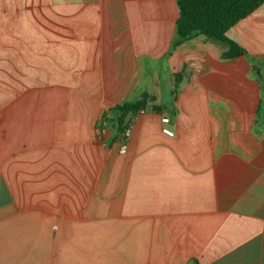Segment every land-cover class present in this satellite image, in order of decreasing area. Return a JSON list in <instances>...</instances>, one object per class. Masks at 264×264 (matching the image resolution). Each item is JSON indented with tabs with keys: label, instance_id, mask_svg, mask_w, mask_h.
<instances>
[{
	"label": "crops",
	"instance_id": "0c3cea01",
	"mask_svg": "<svg viewBox=\"0 0 264 264\" xmlns=\"http://www.w3.org/2000/svg\"><path fill=\"white\" fill-rule=\"evenodd\" d=\"M178 17L0 0V264H264V4L234 59L206 36L171 52ZM146 97L165 109L122 152L111 110Z\"/></svg>",
	"mask_w": 264,
	"mask_h": 264
},
{
	"label": "trees",
	"instance_id": "16d2710c",
	"mask_svg": "<svg viewBox=\"0 0 264 264\" xmlns=\"http://www.w3.org/2000/svg\"><path fill=\"white\" fill-rule=\"evenodd\" d=\"M179 17L171 52L181 44L199 36H206L226 47L223 59H234L247 55V51L227 36V32L238 22L248 17L264 4V0H177ZM173 91L176 99L178 83ZM149 97L136 101H127L115 106L111 112L117 123L118 135H123L129 127L130 119L140 110L162 113L164 106L156 104V98ZM107 114H105L106 116ZM112 120V119H111Z\"/></svg>",
	"mask_w": 264,
	"mask_h": 264
},
{
	"label": "built area",
	"instance_id": "2783aa9c",
	"mask_svg": "<svg viewBox=\"0 0 264 264\" xmlns=\"http://www.w3.org/2000/svg\"><path fill=\"white\" fill-rule=\"evenodd\" d=\"M141 111L144 112V110H141ZM163 120H164V122L167 123L169 126H174V125H175V121H174V119L171 118V117L166 116V117L163 118ZM167 132H169L168 129H167ZM127 137H128V131L126 132L125 136L123 137V140H124V141H123V145H122V147H121V151H122V152H125L126 149H127Z\"/></svg>",
	"mask_w": 264,
	"mask_h": 264
},
{
	"label": "rangeland",
	"instance_id": "374dc122",
	"mask_svg": "<svg viewBox=\"0 0 264 264\" xmlns=\"http://www.w3.org/2000/svg\"><path fill=\"white\" fill-rule=\"evenodd\" d=\"M166 93H167V92H166ZM162 96H163V97H166V94H165V92H162Z\"/></svg>",
	"mask_w": 264,
	"mask_h": 264
},
{
	"label": "water",
	"instance_id": "95a60500",
	"mask_svg": "<svg viewBox=\"0 0 264 264\" xmlns=\"http://www.w3.org/2000/svg\"><path fill=\"white\" fill-rule=\"evenodd\" d=\"M147 94H144V96H146Z\"/></svg>",
	"mask_w": 264,
	"mask_h": 264
}]
</instances>
